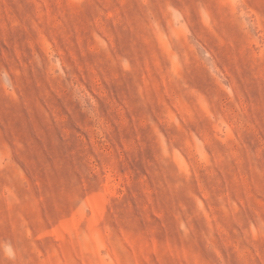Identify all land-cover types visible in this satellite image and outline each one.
Segmentation results:
<instances>
[{
    "label": "rangeland",
    "instance_id": "obj_1",
    "mask_svg": "<svg viewBox=\"0 0 264 264\" xmlns=\"http://www.w3.org/2000/svg\"><path fill=\"white\" fill-rule=\"evenodd\" d=\"M0 264H264V0H0Z\"/></svg>",
    "mask_w": 264,
    "mask_h": 264
}]
</instances>
